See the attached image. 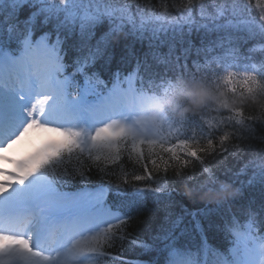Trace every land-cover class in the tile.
Instances as JSON below:
<instances>
[{
    "label": "snow or ice",
    "instance_id": "6c2138e0",
    "mask_svg": "<svg viewBox=\"0 0 264 264\" xmlns=\"http://www.w3.org/2000/svg\"><path fill=\"white\" fill-rule=\"evenodd\" d=\"M258 96L264 0H0V264H264Z\"/></svg>",
    "mask_w": 264,
    "mask_h": 264
},
{
    "label": "trees",
    "instance_id": "16d2710c",
    "mask_svg": "<svg viewBox=\"0 0 264 264\" xmlns=\"http://www.w3.org/2000/svg\"><path fill=\"white\" fill-rule=\"evenodd\" d=\"M197 87L198 85L195 82L182 81L180 88L174 94L168 95L170 97V106H168V109L170 107L172 114L176 118L186 115L187 113L200 110L202 105L200 103H196L198 98L194 96V91ZM209 103L214 104L215 101H209ZM249 103L251 104L253 102L249 101ZM254 103L256 104L257 109H259L260 104L264 103V97L258 96ZM181 187L183 186L181 185ZM216 239L218 244L224 247H229L231 237L224 239L223 237L218 236Z\"/></svg>",
    "mask_w": 264,
    "mask_h": 264
},
{
    "label": "rangeland",
    "instance_id": "374dc122",
    "mask_svg": "<svg viewBox=\"0 0 264 264\" xmlns=\"http://www.w3.org/2000/svg\"><path fill=\"white\" fill-rule=\"evenodd\" d=\"M163 119L162 118H159L157 123H163ZM32 135L36 138V142L37 143H40L42 142V140L45 138V134H41V133H38V132H33ZM29 150V147H25L23 149V151H18L16 148H14L13 150H11L9 152V154L11 155H16V156H22L24 154H26V152ZM9 167H11L10 165H8ZM241 250H243V244H241Z\"/></svg>",
    "mask_w": 264,
    "mask_h": 264
},
{
    "label": "clouds",
    "instance_id": "9594fccd",
    "mask_svg": "<svg viewBox=\"0 0 264 264\" xmlns=\"http://www.w3.org/2000/svg\"><path fill=\"white\" fill-rule=\"evenodd\" d=\"M196 103H199L198 101Z\"/></svg>",
    "mask_w": 264,
    "mask_h": 264
}]
</instances>
